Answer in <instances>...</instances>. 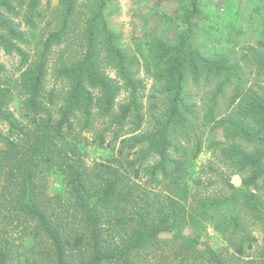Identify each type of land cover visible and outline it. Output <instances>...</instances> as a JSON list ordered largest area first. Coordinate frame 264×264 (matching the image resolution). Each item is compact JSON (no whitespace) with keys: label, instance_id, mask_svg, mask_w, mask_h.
<instances>
[{"label":"trees","instance_id":"trees-1","mask_svg":"<svg viewBox=\"0 0 264 264\" xmlns=\"http://www.w3.org/2000/svg\"><path fill=\"white\" fill-rule=\"evenodd\" d=\"M44 1L48 7L53 0H0V122L7 125L6 133L0 131V264H135L140 251L168 236L179 239L183 249L202 247L205 264H228L207 245L185 236L181 230L187 227L193 233L208 227L221 234L230 230L227 238L236 254H245L247 242L251 250L255 239L243 233L234 239L242 230L235 208L241 200L258 219L262 210L255 191L264 177V87L245 89L238 61L224 52L211 53L200 41L208 37V27L204 30L197 20L199 0H153L142 20L156 18L158 32L141 30L132 54L108 27L109 0H84L83 53L55 70L66 85L63 95L54 89L45 93L44 79L52 46L78 27V0H54L58 28L46 36L37 29ZM164 2L173 5L170 13L160 8ZM256 17L261 31L251 36L243 58L264 78V19ZM30 43L40 47L32 60L23 48ZM2 54L19 56L17 75L8 73ZM102 62L114 78L102 71ZM140 71L158 86V96H151L150 127L141 133L146 117L139 101L144 89ZM201 83L210 90L200 112L189 89ZM227 89L230 111L219 115ZM123 90L126 100L117 103ZM159 98L161 106L155 102ZM15 100L19 117L9 109ZM94 118L107 120L105 130H112L113 140L122 138L118 153L123 157L111 160L121 170L84 162L80 146L88 144L83 133ZM205 132L211 136L208 147L219 148L245 176L238 188L226 181L234 191L231 197L195 199L187 207L186 163L203 151ZM217 134L222 141L213 139ZM93 142L103 147V134ZM53 172L64 183L62 195L46 194L47 175ZM223 204L231 211L219 222L213 214ZM19 224L25 243L17 245L8 227ZM262 242L264 255V223Z\"/></svg>","mask_w":264,"mask_h":264},{"label":"rangeland","instance_id":"rangeland-1","mask_svg":"<svg viewBox=\"0 0 264 264\" xmlns=\"http://www.w3.org/2000/svg\"><path fill=\"white\" fill-rule=\"evenodd\" d=\"M153 0H109V4L106 9V20L108 27L117 36L120 37L121 45L132 54L136 40H140L143 37L145 31H157L156 18H151L148 23L143 22V15H145L150 8ZM200 12L197 16L198 22L203 26L205 30L208 27V37L204 38V35L200 41H205L207 49L211 53H226L232 59V61H238L239 65L243 69V86L245 89L257 87H264V78L256 75L255 70L249 69L245 64L243 55L245 54L244 48L251 44L250 39L252 35H259L261 20L256 16L264 19V0H199ZM77 13L75 15L76 21L79 22L78 27L74 26L67 35H64L61 41L53 45L48 57L47 74L44 79L45 93L54 89L58 95H63L66 90V85L55 75V70L65 63L76 61L83 53V42L80 37V27L82 24V16L87 13V8L84 4V0H78ZM42 17L37 20V29L39 32L46 36L47 34L55 31L58 28V16L59 8L56 1H51L50 6H46L45 1L42 3ZM166 13L172 11L173 5L164 2L161 7ZM257 9L258 13L253 14ZM264 24V22H262ZM255 28V29H254ZM256 29L258 32H256ZM141 30L143 32H141ZM158 32V31H157ZM209 39H211L209 41ZM249 41V43H248ZM23 48L29 53V57L32 60L36 57L38 49L40 48L35 43H30ZM1 62L4 64L10 75H17V68L20 62V58L17 55L6 56L1 55ZM102 71L108 75V77L114 78V72L110 70L105 62L101 64ZM139 78L143 80L144 89L140 92L139 101L142 104V114L146 117V122L143 124L141 132L146 131L150 127L149 115L152 113L153 99L151 96H158L156 90L158 86L146 78L140 71ZM210 90V86L205 83H201L198 86H191L189 94L190 100L197 103V108L202 111L203 100L206 98L205 93ZM231 89H227L225 99H221L219 102L218 112L219 115L228 113L230 108L226 104V100L229 99ZM126 92L123 90L120 92L117 103H123L126 100ZM157 105L161 106L160 98L155 101ZM17 117H19L17 100L11 103L9 107ZM157 112V111H155ZM105 123V124H104ZM107 120L102 118H94L92 126L89 131L83 133L87 138L88 144L81 145V153H83L84 162L92 166L93 163H103L105 165H111L112 168H119L118 164L111 162L113 159H121L123 156L119 155V150L124 147L119 138L118 140L112 139V130H105ZM130 128L127 124L124 127L123 133H126ZM0 131L6 133L7 125L0 122ZM102 133L104 137V146L98 147L93 142L94 137ZM206 138L205 146L200 155L193 161L186 163V169L190 175L189 179V200L187 207L192 204L195 199H209V200H223L231 197L234 191L230 190L226 186V181H229L231 185L238 188L241 184V179L245 176L244 172H236V168L232 167L229 162L222 156L219 148H209V136L207 138L206 132L204 133ZM180 143H183L182 138ZM215 141H222L220 134L214 136ZM182 140V141H181ZM228 148V145H225ZM246 149H250V146L244 145ZM128 160L132 157H127ZM148 163V162H146ZM153 161L150 160V164ZM139 166V165H138ZM144 166V165H143ZM142 181V180H141ZM196 182H201L198 185ZM142 183V182H141ZM157 191V190H155ZM258 202L261 203V212L259 219L255 218L253 213L248 208L243 206L241 200L236 201L235 211L240 218L242 230L236 234L235 238L244 235L250 236L255 239L256 242L252 243L253 248L247 249L248 242L244 245L245 254L239 256L235 253V248L228 240L229 231L226 234L216 232L211 227H208L205 231L193 233L190 228L182 229V233L187 237H192L198 240L203 245H207L213 251H215L221 258H223L228 264H264V255L262 254V226L264 223V177L259 181V189L255 191ZM46 194L53 196L54 194H64V183L59 176V173L53 172L47 175V191ZM231 208L229 204H223L222 208L214 215V219H218L219 222H224L229 218V212ZM22 224L17 227L9 226V238L17 245L21 242L25 243ZM27 231V230H26ZM181 241L171 239V237H163L151 244L145 251H140L135 258V264H205L206 257L202 253V247L193 244L192 248L183 249L179 245Z\"/></svg>","mask_w":264,"mask_h":264}]
</instances>
